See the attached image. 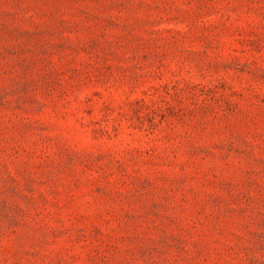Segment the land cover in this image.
I'll list each match as a JSON object with an SVG mask.
<instances>
[{
	"label": "rangeland",
	"instance_id": "374dc122",
	"mask_svg": "<svg viewBox=\"0 0 264 264\" xmlns=\"http://www.w3.org/2000/svg\"><path fill=\"white\" fill-rule=\"evenodd\" d=\"M0 264H264V0H0Z\"/></svg>",
	"mask_w": 264,
	"mask_h": 264
}]
</instances>
